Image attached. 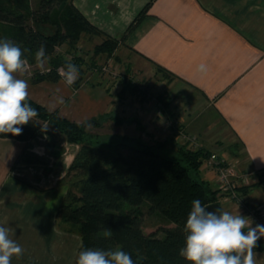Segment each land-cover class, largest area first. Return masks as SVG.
Masks as SVG:
<instances>
[{"label": "crops", "instance_id": "crops-1", "mask_svg": "<svg viewBox=\"0 0 264 264\" xmlns=\"http://www.w3.org/2000/svg\"><path fill=\"white\" fill-rule=\"evenodd\" d=\"M72 2L90 24L118 40L108 59L114 71H92L68 87L59 76L36 81L37 70L28 68L15 75L28 81L29 98L77 123L107 116L118 122L116 134L144 140H164L160 119L174 121L194 138V149L238 167L246 181L236 194L264 219V0ZM146 5L143 17L123 34ZM140 76L154 78L156 96L135 87ZM78 149L47 124L26 142L0 137V226L24 250L11 264H73L80 241L70 242L56 210L68 194L66 174ZM200 173L219 189L214 169ZM220 205L245 216L234 200L221 197ZM255 252V264H264V249Z\"/></svg>", "mask_w": 264, "mask_h": 264}, {"label": "trees", "instance_id": "trees-1", "mask_svg": "<svg viewBox=\"0 0 264 264\" xmlns=\"http://www.w3.org/2000/svg\"><path fill=\"white\" fill-rule=\"evenodd\" d=\"M146 9L147 5L128 30L139 22ZM82 34L103 36L93 46L94 55H111L118 45L117 39L90 24L72 0H36L34 8L31 0H0V39L18 44L31 65L37 64V48L41 44L46 46L45 62L51 69L43 74L36 71V81L57 78L54 68L69 62L79 69L75 85L82 80L83 58H67V54L56 52L61 46H66L67 51L74 49ZM27 103L38 115L22 126L21 135L0 137L26 142L40 134L47 124L64 134L68 142L79 145L66 174L68 194L56 210L58 222L73 227L80 237L73 264L79 252L87 249H120L128 252L135 264H190L179 255V250L184 246V225L191 201L200 199L206 206L220 203L222 197L220 190L213 189L200 173L210 155L208 151L181 144L174 134L164 140L122 136L116 142L103 143L97 135L89 134L88 126H99L97 123L104 116L77 123L29 97ZM161 147L173 149L176 157L163 155ZM143 205H147L149 213L162 215L168 225L145 234ZM108 232L111 235H106ZM259 245L255 250L264 249V237Z\"/></svg>", "mask_w": 264, "mask_h": 264}, {"label": "clouds", "instance_id": "clouds-1", "mask_svg": "<svg viewBox=\"0 0 264 264\" xmlns=\"http://www.w3.org/2000/svg\"><path fill=\"white\" fill-rule=\"evenodd\" d=\"M36 63L43 66L46 46L41 44L34 55ZM29 67L21 47L9 39H0V134L19 136L22 126L38 115L27 103L28 81L15 74H23ZM198 71L206 72L204 64ZM66 86L75 84L79 69L67 63L58 69ZM63 103V100L60 101ZM200 199L191 201V209L184 225V246L179 255L190 264H255L259 241L264 237V224L252 226L250 218L218 208L206 211ZM10 229L0 226V264H11L13 256L23 255V248L9 237ZM111 235V232L106 233ZM76 264H135L132 256L123 250H82Z\"/></svg>", "mask_w": 264, "mask_h": 264}, {"label": "rangeland", "instance_id": "rangeland-1", "mask_svg": "<svg viewBox=\"0 0 264 264\" xmlns=\"http://www.w3.org/2000/svg\"><path fill=\"white\" fill-rule=\"evenodd\" d=\"M35 4H36V0H31V5L33 8L35 7ZM137 15H135V18ZM133 20H132V22H133ZM132 22L129 23V25L124 30L123 34H126L128 31H130L128 29H129V26ZM102 38H103V36L102 37L101 36H90L87 34L86 35L82 34L80 41L78 42L77 46L74 49L67 51L66 46H61V48L59 50L61 54L65 53L67 55H70L71 57L72 56H81L83 58L84 64L81 65V68L84 71V74L82 76V80L87 79V77L91 76L92 71L96 72L104 66H107V65L110 66L108 59L113 57V53L115 50L113 51V53L111 55H106L104 53H101L99 55L98 54L94 55V53H93V46L96 43L100 42L102 40ZM117 47H118V45H117ZM30 65L31 64H29L30 70L34 69L37 71H39V70L44 71V68L49 66V65H47L46 62H44L43 66L35 64L32 67H30ZM59 66L60 65H58L57 67H59ZM61 66L63 67L64 65H61ZM57 67L54 68L55 73H56ZM111 68H112V65H111ZM50 69H51V67H50ZM99 72L102 73V75L105 74V72H102L101 70ZM31 73H33V71ZM56 75H57V73H56ZM157 75H158V78L163 77L159 73ZM111 77L115 78L114 75H112ZM154 77L156 78L157 76H155V74H154ZM152 79L153 80L151 81L152 82L151 83L148 81V77H144V79L141 80V76H140V79L138 81L136 80L138 82V84H136L135 87H139L138 90L140 92H141V90H143V92L146 95L151 94V95L156 96L158 92H157L156 88H154L155 84L153 82L155 80H154V78H152ZM147 82H148V84H147ZM134 85L135 84L133 83V86ZM144 90H146V91H144ZM121 105H123V106L120 109H122L125 112L128 111V109H125L124 105H126V104L124 102H121ZM97 124H99V126H97V127L96 126H93V127L88 126V132L91 135H97L98 139L103 143H108V142L113 143V142L117 141V138H121L122 136H130L127 134H125V135H120L119 133H118L119 135L116 134L117 130H120V126L118 125V122H115V120L112 121L107 116L103 117L102 120H99ZM121 132H123L122 129H121ZM165 135L166 134L162 135V137H164ZM158 138H160V137H158ZM145 140L148 141V138H146ZM194 146L191 145L190 148H195ZM160 151L163 155H167L168 157H171V158L176 157V155H177L173 149L167 148V147H161ZM202 169H211V168L203 166ZM212 170H213V168H212ZM214 170L216 172L215 174H216V182H217L218 172L216 171V169H214ZM237 170H238V167H237ZM216 184H217V186H219L218 182ZM142 212H143V225L142 226H143V232L145 234L153 232V231L157 230V228L164 227V226L168 225L167 220L162 215H160L159 213H157V212L149 213L147 210V205L142 206ZM65 226H67L68 230H69L70 242L72 243V240H73L72 238H74V237H78V239L80 241V237H79V234L77 233V231L73 227H71L70 225H65Z\"/></svg>", "mask_w": 264, "mask_h": 264}, {"label": "built area", "instance_id": "built-area-1", "mask_svg": "<svg viewBox=\"0 0 264 264\" xmlns=\"http://www.w3.org/2000/svg\"><path fill=\"white\" fill-rule=\"evenodd\" d=\"M56 52H59V48L56 49ZM110 66H104L100 68L102 72H113L114 69ZM62 66L60 65L56 69V73L58 75V69ZM29 68V67H28ZM49 72L50 69L45 70ZM114 74V73H113ZM59 76V75H58ZM60 77V76H59ZM61 78V77H60ZM159 114L162 113L159 111ZM160 135H169L174 134L176 136L177 142L181 144H192L194 145V138L190 135L185 134L181 129H179L178 125L169 119H160ZM165 135V136H166ZM203 166L216 169L218 172L217 175V182L219 183V190L222 194V199L225 198L226 200H234L236 201L240 207L244 208L245 216L250 218L252 221V226L254 227L256 224H263L264 219L258 212V208H253L250 206L245 205L242 198L236 194V187L241 183L246 181V178L241 175L235 165L232 162H228L226 157L218 156L216 154H210L208 158L205 160Z\"/></svg>", "mask_w": 264, "mask_h": 264}, {"label": "water", "instance_id": "water-1", "mask_svg": "<svg viewBox=\"0 0 264 264\" xmlns=\"http://www.w3.org/2000/svg\"><path fill=\"white\" fill-rule=\"evenodd\" d=\"M205 207H207L206 211H214L218 208H221V205L218 202H214V203H210V204L206 205Z\"/></svg>", "mask_w": 264, "mask_h": 264}]
</instances>
